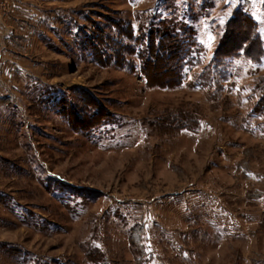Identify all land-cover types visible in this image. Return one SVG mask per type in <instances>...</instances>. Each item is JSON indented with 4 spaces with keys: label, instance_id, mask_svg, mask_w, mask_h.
Masks as SVG:
<instances>
[{
    "label": "rangeland",
    "instance_id": "374dc122",
    "mask_svg": "<svg viewBox=\"0 0 264 264\" xmlns=\"http://www.w3.org/2000/svg\"><path fill=\"white\" fill-rule=\"evenodd\" d=\"M239 10L258 41L215 62ZM165 17L196 31L180 84L86 46ZM262 77L264 0H0V264H264Z\"/></svg>",
    "mask_w": 264,
    "mask_h": 264
},
{
    "label": "trees",
    "instance_id": "16d2710c",
    "mask_svg": "<svg viewBox=\"0 0 264 264\" xmlns=\"http://www.w3.org/2000/svg\"><path fill=\"white\" fill-rule=\"evenodd\" d=\"M237 13L228 23V30L215 51L213 60L215 62L224 60L226 57L238 55V52L243 49L247 41L250 44L258 41L257 39L252 41V37L255 36L253 35L254 27H256L253 18L240 10ZM115 29L122 31L121 24L112 25L111 30L114 31ZM249 29L251 30L250 37L247 35ZM102 31V33L94 35L92 39L89 37L86 40V46H89L88 49L93 60L99 64H107L114 61L117 64L119 63L121 67H126L128 64L127 56L136 54L141 61V73L149 86H169L172 80L174 83L180 84L183 79L185 66L192 60L191 55L198 46L196 31L191 25H187L182 21L174 22L166 17L158 21L151 19L146 23L142 22L137 29H134L132 24H129L128 30L125 31L127 33H124L123 36L130 40H135V46L127 43L122 44L121 42V44L117 45L115 51H112L111 46L118 42L115 43V39L112 36H108L104 30ZM110 33L112 34L111 31ZM241 33H244L245 36L239 37ZM250 48L249 46L246 49ZM161 61H166L169 64V67H166L163 72L170 73V76L158 83L156 79L158 80L159 72L156 71V66ZM258 80L259 84H261L259 86L264 89V77ZM256 105L259 110L264 109V92ZM95 110L91 117L79 121L81 124L80 129L91 131L110 121L108 118L112 115H107L101 105H95ZM177 123L178 126H182L185 129H195L199 126V121L188 115L182 116ZM138 264L146 263L140 261Z\"/></svg>",
    "mask_w": 264,
    "mask_h": 264
}]
</instances>
